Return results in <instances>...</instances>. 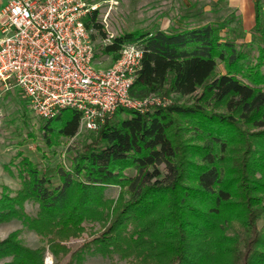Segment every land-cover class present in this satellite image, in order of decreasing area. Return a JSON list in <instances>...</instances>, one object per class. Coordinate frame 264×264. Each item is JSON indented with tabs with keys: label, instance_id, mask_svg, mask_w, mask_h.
I'll list each match as a JSON object with an SVG mask.
<instances>
[{
	"label": "trees",
	"instance_id": "trees-1",
	"mask_svg": "<svg viewBox=\"0 0 264 264\" xmlns=\"http://www.w3.org/2000/svg\"><path fill=\"white\" fill-rule=\"evenodd\" d=\"M97 11L84 22L98 31ZM257 54L226 40L222 23L130 30L102 44L114 62L122 46L142 49L131 94L192 96L190 103L119 108L68 165L50 172L18 152L21 187L0 195V221L21 219L45 238L31 248L11 231L2 264H82L86 252H115L131 264H264V18L254 1ZM103 38L106 37L102 32ZM222 71H217V64ZM43 119V118H42ZM47 148L74 136L80 112L43 119ZM89 130V131H92ZM163 166L164 171L160 166ZM132 169L128 175L125 170ZM117 186L118 195L105 189ZM37 204L33 216L24 203ZM86 222L99 227L83 236ZM82 242L71 248V239Z\"/></svg>",
	"mask_w": 264,
	"mask_h": 264
},
{
	"label": "built area",
	"instance_id": "built-area-1",
	"mask_svg": "<svg viewBox=\"0 0 264 264\" xmlns=\"http://www.w3.org/2000/svg\"><path fill=\"white\" fill-rule=\"evenodd\" d=\"M99 8L96 0H8L1 5L0 92L17 88L43 119L62 108L76 109L86 130L97 129L121 107L147 111L165 105L164 98L131 96L143 53L135 43L122 46L111 65L96 64L84 20Z\"/></svg>",
	"mask_w": 264,
	"mask_h": 264
},
{
	"label": "rangeland",
	"instance_id": "rangeland-1",
	"mask_svg": "<svg viewBox=\"0 0 264 264\" xmlns=\"http://www.w3.org/2000/svg\"><path fill=\"white\" fill-rule=\"evenodd\" d=\"M97 11V21L101 24L98 31L89 26V34L92 38L95 50L96 64L109 66L113 62L110 56L102 54L100 47L121 32L130 30H171L173 27H185L187 25H200L205 22H219L223 24L220 29L224 39L233 41L243 50H247L251 57L257 54L258 37L253 29L254 15L253 5L255 0H113L106 4L102 0ZM261 3V14L264 18V0ZM102 32L106 37L103 38ZM217 71H222V64L218 62ZM135 99L148 100L154 97L157 100L164 98L165 105L172 103H190L192 96H179L169 94H139L133 91ZM159 98V99H158ZM156 106V105H154ZM125 113L112 114L117 118ZM44 120L29 109L28 102L17 88L0 92V195L2 192L13 195L21 187L14 163L19 159L15 157L18 152L26 154L34 163L47 171H52L57 164L68 165L70 158L79 151V148L88 143L94 130L89 131L82 127L72 137H62L57 146L47 148L41 138L40 127ZM164 171L163 166H160ZM132 175V169L125 170ZM117 186H109L105 189L106 197L116 198ZM37 204L31 200L24 203L23 210L33 216L37 213ZM87 236L99 227L98 223L86 222ZM11 231H17L18 239L31 248L46 247L45 238L38 236L21 219L11 217L0 221V239L5 238ZM82 242L81 238L71 239L68 244L75 248ZM45 264H52L54 258L46 248L44 250ZM10 258H1L0 264L9 261ZM67 258L61 260L64 264ZM82 264H131L112 252L102 255L98 251L86 252Z\"/></svg>",
	"mask_w": 264,
	"mask_h": 264
},
{
	"label": "crops",
	"instance_id": "crops-1",
	"mask_svg": "<svg viewBox=\"0 0 264 264\" xmlns=\"http://www.w3.org/2000/svg\"><path fill=\"white\" fill-rule=\"evenodd\" d=\"M8 0H0V6L5 4Z\"/></svg>",
	"mask_w": 264,
	"mask_h": 264
}]
</instances>
